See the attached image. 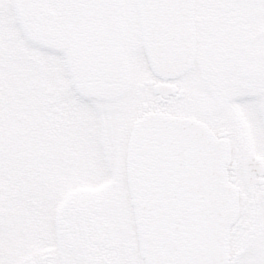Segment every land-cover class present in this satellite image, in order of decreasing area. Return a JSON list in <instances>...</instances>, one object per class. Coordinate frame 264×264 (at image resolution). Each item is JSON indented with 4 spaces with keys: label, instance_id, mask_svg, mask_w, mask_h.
Returning a JSON list of instances; mask_svg holds the SVG:
<instances>
[{
    "label": "flooded vegetation",
    "instance_id": "flooded-vegetation-1",
    "mask_svg": "<svg viewBox=\"0 0 264 264\" xmlns=\"http://www.w3.org/2000/svg\"><path fill=\"white\" fill-rule=\"evenodd\" d=\"M13 7L19 40L51 44L62 67L75 62L66 73L74 77L69 88L79 106L76 87L89 97L132 87V95L151 100L117 145L111 117L101 112L100 131L111 138L101 160L97 150L77 147L84 164L99 173L65 198L55 232L39 233L35 257L15 264H150L135 215L130 158L137 121L154 111L198 120L216 137L227 153L224 179L236 199L226 264H264V0H194L195 58L176 77L150 67L138 0H16ZM133 51L141 56H135L131 72L139 75L130 83Z\"/></svg>",
    "mask_w": 264,
    "mask_h": 264
},
{
    "label": "rangeland",
    "instance_id": "rangeland-1",
    "mask_svg": "<svg viewBox=\"0 0 264 264\" xmlns=\"http://www.w3.org/2000/svg\"><path fill=\"white\" fill-rule=\"evenodd\" d=\"M15 1L0 0L2 264L35 257L39 233L46 234L52 228L55 232V218L65 198L74 196L75 189L84 185L82 179L99 173L98 167L84 164L86 159L79 157L77 147L84 144L97 150L100 153H96V158L101 160L102 150L111 140H106L100 131L101 112L111 117L109 123L116 130L112 143L117 145L131 119L141 115L147 102L151 104L141 95H132V87L118 94L102 89V95L95 93L91 97L76 87L83 101L79 106L69 88V79L74 77L69 78L66 73L75 62L69 60L62 67L50 42L51 47H43L41 42L29 38L18 39L21 31L13 7ZM133 54L134 51L127 56L130 83L139 75L131 72L135 56L138 60L141 56ZM117 150L116 147L114 160Z\"/></svg>",
    "mask_w": 264,
    "mask_h": 264
},
{
    "label": "water",
    "instance_id": "water-1",
    "mask_svg": "<svg viewBox=\"0 0 264 264\" xmlns=\"http://www.w3.org/2000/svg\"><path fill=\"white\" fill-rule=\"evenodd\" d=\"M138 0L154 72L176 77L195 57L194 0ZM178 17L175 18V14ZM226 151L200 123L151 112L135 125L132 186L150 264H226L236 200L224 179Z\"/></svg>",
    "mask_w": 264,
    "mask_h": 264
}]
</instances>
